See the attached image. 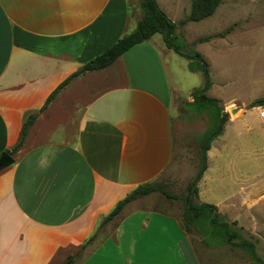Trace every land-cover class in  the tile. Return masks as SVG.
<instances>
[{"label":"crops","instance_id":"1","mask_svg":"<svg viewBox=\"0 0 264 264\" xmlns=\"http://www.w3.org/2000/svg\"><path fill=\"white\" fill-rule=\"evenodd\" d=\"M155 1L176 24V37L200 23L210 35L231 28L212 38L213 44L264 31V0H222L209 17L182 25L191 0ZM139 2L0 0V156L17 144L27 117L59 84L134 31L142 17ZM159 35L107 68L73 79L10 155L14 163L0 171V264H53L73 255L120 200L155 182L168 167L174 149L172 98L182 91L172 86L167 64L182 58L189 67L190 61L168 49ZM177 38L186 46L195 42L182 34ZM246 128L264 143V123ZM215 141L199 183L211 156L218 155ZM256 184L241 183L239 189L257 200ZM148 197L127 204L112 232L79 264H199L189 234L174 216L133 208Z\"/></svg>","mask_w":264,"mask_h":264},{"label":"rangeland","instance_id":"2","mask_svg":"<svg viewBox=\"0 0 264 264\" xmlns=\"http://www.w3.org/2000/svg\"><path fill=\"white\" fill-rule=\"evenodd\" d=\"M129 1L137 4L139 0ZM158 1L162 3V0ZM234 2L248 3L249 0ZM207 32L205 23H200L189 24L185 32L177 33V37L182 34L186 40L195 39L186 49L199 53L208 63L212 86L207 95L217 100L228 114L223 132L214 142L218 155L211 156L208 172L196 184L200 195H194L192 203L215 205L219 216L230 224L232 230L241 239L254 244L256 255L264 263V152L260 151L264 143L254 136L253 130L246 128L251 122L264 123V118L261 117L264 107H251L253 101L264 97V31L250 30L251 33L243 40L227 44H213L211 39L208 43L197 42L199 38L212 36ZM177 40L183 43L179 38ZM176 60V63L167 64L172 86L180 87L182 91L181 95L173 96L171 104L173 157L154 183L160 184L177 199H168L156 192L150 194L145 203H134L132 206L135 209H160L182 223L185 219L184 198L199 166L198 138L209 129L211 121L205 112L196 114L186 107V103L192 101V91L203 84L202 73L198 70L191 71L184 65L186 60ZM190 61L193 69H196L197 62ZM188 89H192L190 94ZM254 181L261 189L256 195H261L257 200H253L252 194H244L239 189L241 183L253 184ZM194 224L189 227L188 234L199 264H255L246 249L228 245L224 241L222 230L210 225L207 214L203 213ZM205 226L210 232L203 230ZM113 228L114 222L106 225L99 232L98 238L83 252L73 251V255L76 254L71 264L82 262L84 256ZM209 235L214 237L208 238ZM66 259V256L57 258L53 264H62Z\"/></svg>","mask_w":264,"mask_h":264},{"label":"trees","instance_id":"3","mask_svg":"<svg viewBox=\"0 0 264 264\" xmlns=\"http://www.w3.org/2000/svg\"><path fill=\"white\" fill-rule=\"evenodd\" d=\"M221 1L222 0H192L190 13L185 20H182L180 22V25L189 21L199 22L209 17L214 13L215 9L218 7ZM139 7L142 10V17L138 21L134 31L119 38L102 54L84 63L82 67H80L76 72L71 74L67 79L59 84L48 96L44 105L38 111L30 114L27 117L21 128L19 141L11 150L7 151V153L9 155H13L18 149L22 147L28 130L33 125L38 115L47 108L49 103L56 97L59 91L62 90L66 85H68L73 79L77 78L85 72L98 71L107 68L118 57L123 55L132 47L145 42L155 34H160L162 35L164 44L168 49L173 50L176 54L189 61L194 60L197 62L196 69H193L192 61H190L189 63V68L192 71L198 70L202 73L203 84L201 87L196 88L192 91V101L187 102L186 107L189 110L196 112V114L205 112L209 116V119L211 121V126L209 127V129L198 138L199 166L194 179L187 188V195L184 198L185 219L183 220L184 222H182V228L186 233H188L189 227H193L194 222H196V220L203 213L207 214L210 225L218 227L222 230L224 235V237L222 238L228 245L246 249L249 253L250 258L255 262V264H264L263 261L256 255L254 244L248 240L241 239L240 235L232 230L230 224H228L219 216L217 207L215 205L207 203L194 205L192 203V197L198 193L196 184L199 182L203 173L207 169L206 153L210 149L211 142L222 134L224 124L228 120V114L224 112L223 108L219 106L217 100L208 97L207 93L212 86L209 76V65L203 60L199 53L188 51L189 48L186 49L187 46L184 43H180L177 38H175L176 24L172 22L158 7L155 0H140ZM230 30L231 28L227 29L224 33L221 34L199 38L197 42H207L212 38L221 37L230 32ZM257 106L264 107V97L256 99L252 102L251 107ZM156 192L161 193L168 199H177L175 196L165 191L158 183L153 182L138 186L135 190H133L132 193L120 200L115 208L103 218L95 233L87 240L84 245H82L76 251V253L83 252L89 245H91L92 242L96 240L99 232L106 225L113 222L120 215L127 204ZM233 225H235V222H233ZM203 230L209 231L206 226ZM213 237L214 236L211 235L208 236V238ZM235 240H238V242H235ZM74 255L68 256L66 261L62 264H71L73 262Z\"/></svg>","mask_w":264,"mask_h":264},{"label":"water","instance_id":"4","mask_svg":"<svg viewBox=\"0 0 264 264\" xmlns=\"http://www.w3.org/2000/svg\"><path fill=\"white\" fill-rule=\"evenodd\" d=\"M14 163V159L8 153H2L0 156V171L8 168Z\"/></svg>","mask_w":264,"mask_h":264},{"label":"built area","instance_id":"5","mask_svg":"<svg viewBox=\"0 0 264 264\" xmlns=\"http://www.w3.org/2000/svg\"><path fill=\"white\" fill-rule=\"evenodd\" d=\"M261 117H262V118H264V111H263V112H261Z\"/></svg>","mask_w":264,"mask_h":264}]
</instances>
